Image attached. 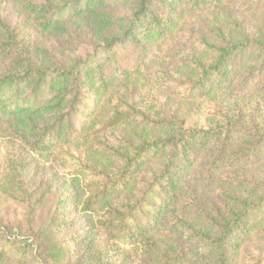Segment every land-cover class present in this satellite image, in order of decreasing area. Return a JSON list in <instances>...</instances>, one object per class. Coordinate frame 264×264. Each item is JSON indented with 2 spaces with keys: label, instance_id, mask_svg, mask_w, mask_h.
<instances>
[{
  "label": "trees",
  "instance_id": "1",
  "mask_svg": "<svg viewBox=\"0 0 264 264\" xmlns=\"http://www.w3.org/2000/svg\"><path fill=\"white\" fill-rule=\"evenodd\" d=\"M11 2L22 19L13 26L0 16V138L53 152L61 165L46 192L75 191L90 233L72 263L58 246L35 253L49 230L32 238L0 223V264L41 255L103 264V243L121 262L141 251L137 264H235L244 240L264 236V183L244 175L264 159V19L250 26L240 17L264 10V0ZM177 32L183 42L152 58ZM170 76L173 93L199 102L190 119L146 86L135 90L133 77L153 85ZM21 156L8 161L17 188ZM225 168L233 173L223 204L186 220L176 205L196 198L191 181Z\"/></svg>",
  "mask_w": 264,
  "mask_h": 264
},
{
  "label": "rangeland",
  "instance_id": "2",
  "mask_svg": "<svg viewBox=\"0 0 264 264\" xmlns=\"http://www.w3.org/2000/svg\"><path fill=\"white\" fill-rule=\"evenodd\" d=\"M0 16L10 22L11 25H18L22 19L17 15L11 0H2L0 3ZM241 19L247 25H254L264 19L263 8L249 13H242ZM178 32L172 39H169L166 44L156 49V53H152L151 57L159 59L166 54L172 52V47L178 43L183 42ZM156 61V60H155ZM159 65V64H158ZM157 65V66H158ZM160 66V65H159ZM171 66V65H170ZM158 69V68H157ZM138 83L135 88L136 91L142 92L143 86H146V92L155 97L156 99L166 101L177 109L183 117H192L196 106L199 104L196 100H186L182 93H173V87L177 83L174 77L166 79V83L151 84L147 83V77H133ZM132 81V80H131ZM150 85V86H149ZM133 88V87H131ZM141 89V90H140ZM172 94L174 96H172ZM107 99L103 96L101 106ZM191 114H193L191 116ZM19 154H22L21 159L24 163L22 170L23 177L21 176L22 184L19 188L14 186L15 182L11 181L8 177L11 168L13 167L10 159L14 158L18 164ZM53 152L50 151L47 155L26 153L22 149L15 147L12 143H7L6 139L0 138V223L2 226L14 231L16 228L21 229L25 235L32 237L37 234L41 229L49 230V238H44L40 244L39 250L35 253H42L43 249L47 246H58L67 252L72 263L77 259V256L83 251L85 242L89 236L90 225L81 212V203H79L75 196V191L71 194L62 195L57 190L46 192V189L54 181L53 174L61 165V162L55 159ZM202 156H198L196 162L191 168V172L200 169V162ZM232 169H223L216 174L213 179L206 181L203 178L198 181H191L193 177L189 176L192 184L196 190V198L191 201L181 200L176 209L184 216L186 220L195 219L202 211L207 210L209 207L222 205V193L229 189L228 179L232 177ZM244 175L251 179L253 183H264V159L261 158L256 164H249L244 169ZM59 178V177H58ZM60 179V178H59ZM55 186V185H54ZM22 187V188H21ZM52 189V188H51ZM85 193L81 195V201L86 198ZM208 208V209H209ZM152 238L157 244L164 243V236L159 232H152ZM264 236L262 234H252L241 244L238 251V256L235 264H248L250 259H264ZM32 241V240H31ZM30 241V242H31ZM34 241H32L33 244ZM49 243V246L48 244ZM34 245V244H33ZM36 246V243L34 245ZM101 251L103 264L108 260L112 264H137L141 258V251H130L129 258L124 262L120 260V254L111 252L106 255L108 245L101 244ZM52 256L54 255L51 253ZM62 256V255H60ZM106 256V258H104ZM14 264H52L50 259L45 258L44 255L40 256V261L35 258L15 262Z\"/></svg>",
  "mask_w": 264,
  "mask_h": 264
}]
</instances>
